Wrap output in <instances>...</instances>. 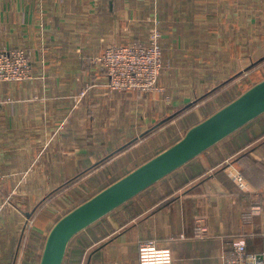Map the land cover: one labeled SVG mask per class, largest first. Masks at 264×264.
I'll return each instance as SVG.
<instances>
[{
	"label": "crops",
	"instance_id": "1",
	"mask_svg": "<svg viewBox=\"0 0 264 264\" xmlns=\"http://www.w3.org/2000/svg\"><path fill=\"white\" fill-rule=\"evenodd\" d=\"M151 26L163 89L112 91L95 56L148 42ZM19 47L33 77L0 81V264H36L60 216L236 98L252 67L264 76V0H0V51ZM254 123L80 232L82 264H136L144 239L170 247L174 264H222L238 236L264 251V123Z\"/></svg>",
	"mask_w": 264,
	"mask_h": 264
},
{
	"label": "water",
	"instance_id": "2",
	"mask_svg": "<svg viewBox=\"0 0 264 264\" xmlns=\"http://www.w3.org/2000/svg\"><path fill=\"white\" fill-rule=\"evenodd\" d=\"M264 114V79L192 125L180 139L77 204L48 231L38 264H64L73 238Z\"/></svg>",
	"mask_w": 264,
	"mask_h": 264
},
{
	"label": "built area",
	"instance_id": "3",
	"mask_svg": "<svg viewBox=\"0 0 264 264\" xmlns=\"http://www.w3.org/2000/svg\"><path fill=\"white\" fill-rule=\"evenodd\" d=\"M154 26L148 42L132 40L125 44H110L94 58L95 63L107 76V86L112 91H138L150 93L161 91L159 79L163 69L162 36ZM33 77L29 52L22 47L0 51V81H22ZM86 91L81 92L84 97ZM0 99V106H1ZM0 152V180L3 179ZM240 187L246 188L244 175L231 171ZM2 205H0V214ZM31 223L33 220H30ZM136 264H174L170 247L158 245L154 239L139 242ZM222 264H264V251L252 252L247 248L245 237H235L230 249L222 255Z\"/></svg>",
	"mask_w": 264,
	"mask_h": 264
},
{
	"label": "trees",
	"instance_id": "4",
	"mask_svg": "<svg viewBox=\"0 0 264 264\" xmlns=\"http://www.w3.org/2000/svg\"><path fill=\"white\" fill-rule=\"evenodd\" d=\"M254 67H256V65L254 66ZM264 79V76H262V71H261V69L258 67V68H253L252 67V69H250V71H249V73L247 74V75H245L244 77H243V79H242V82L239 84V92H240V94L242 93V92H244V91H246L248 88H250L252 85H254L255 83H257V82H259V81H261V80H263ZM135 92H138V91H135ZM138 93H141V92H138ZM258 118V117H257ZM257 118H255V119H257ZM254 119V120H255ZM251 122H253V120L251 121ZM250 123V122H249ZM248 123V124H249ZM247 125V124H246ZM245 125V126H246ZM245 126H243V127H245ZM242 127V128H243ZM178 139H180V137H178L176 140H174V141H172V143H170V145L171 144H173L174 142H176ZM169 145V146H170ZM217 145V144H216ZM215 146V145H214ZM166 147H168V146H166ZM165 147V148H166ZM164 148V149H165ZM163 150V149H162ZM204 153V152H203ZM198 157V156H197ZM197 157L196 158H194V159H192L191 161H189L188 163H186L185 165H188V164H190V163H192L195 159H197ZM185 165H183V166H185ZM182 166V167H183ZM181 168V167H180ZM178 170V169H177ZM175 172V171H174ZM174 172H172V173H174ZM171 173V174H172ZM171 174H169V175H171ZM120 178V177H119ZM118 178H116V179H114V181L115 180H117ZM113 181V182H114ZM112 183V182H111ZM104 188V187H103ZM92 194H95V193H92ZM92 194L91 195H89L88 197H86V198H84L81 202H83L84 200H86V199H88L90 196H92ZM80 202V203H81ZM70 209H72V208H70ZM69 209V210H70ZM68 210V211H69ZM115 211V210H114ZM49 215L50 216H52V214H50L44 207H42L40 210H39V213H38V215H37V217H36V219H35V222H36V224H37V226H39V227H45L44 225H45V222L49 219ZM61 217V216H60ZM59 217V218H60ZM80 234V233H79ZM79 234H77L74 238H73V240L71 241V243H70V245H69V248H68V251H67V254H66V257H65V260H64V264H82V262H83V260H84V258H85V255H86V253H85V248H83L82 250H79V249H77L76 247L77 246H75L74 244H73V246H71V244L74 242V239H76V237L79 235ZM34 236H35V238H33V240H35V241H39V239H37L38 237H39V235H38V233L37 232H35L34 231V234H33ZM45 239H46V235H44V236H42V241H40V246H41V248L43 249V246H44V243H45ZM40 257H41V254L39 255V257H38V259L36 260V264H38V262H39V260H40Z\"/></svg>",
	"mask_w": 264,
	"mask_h": 264
},
{
	"label": "rangeland",
	"instance_id": "5",
	"mask_svg": "<svg viewBox=\"0 0 264 264\" xmlns=\"http://www.w3.org/2000/svg\"><path fill=\"white\" fill-rule=\"evenodd\" d=\"M151 29H153V26L149 27V31H150ZM247 74H248V73H247ZM160 83H161V82H160ZM190 92H191V91L189 90L188 93H190ZM152 93L154 94V93H156V92H150V94H152ZM158 93H161V92H158ZM158 93H157V94H158ZM162 94H165L164 96L160 97V99H163V100H164V102H165L164 105H166L168 102L171 103V102L175 99L174 95L172 96V95L166 93V90H165V92H163ZM221 96H222V95H220V97H221ZM158 98H159V97H158ZM177 98H178V96H177ZM160 99H159V100H160ZM159 100H158V101H159ZM213 100H216V99H213ZM213 100H212V101H213ZM210 102H211V101H210ZM203 105H204V104H203ZM207 105H208V104H207ZM158 106H160V104H159ZM156 107H157V106H156ZM199 111H200V109H199ZM258 119H259V122L262 121V122L264 123V114L260 115V116L258 117ZM255 120H256V119H255ZM255 120H253V122H250V123L247 124L245 127L240 128V129H247L248 132H246V133H250V131H251L250 129H251V128H249V127H251V125H252L251 123L255 124V123H254ZM178 123L180 124V122H178ZM253 126H255V125H253ZM260 127H261V126H260ZM260 127H259V128H260ZM256 128H257V127H256ZM256 130H258V128H257ZM260 130H261V128H260ZM245 135H246V134H245ZM45 201H46V200H45ZM45 201H44V202H45ZM44 202H43V203H44ZM48 202H50V201H47L46 204H47ZM43 203H42V204H43ZM73 203H74V202H73ZM46 204H44V206H47ZM65 204H67V205H66V206H63V208H64V209L69 208V207H71L70 205H72V201L70 202V200L68 199V201H66ZM40 205H41V204H40ZM44 206L41 205V208L44 207ZM68 206H69V207H68Z\"/></svg>",
	"mask_w": 264,
	"mask_h": 264
}]
</instances>
